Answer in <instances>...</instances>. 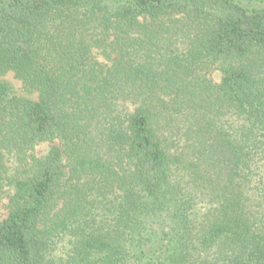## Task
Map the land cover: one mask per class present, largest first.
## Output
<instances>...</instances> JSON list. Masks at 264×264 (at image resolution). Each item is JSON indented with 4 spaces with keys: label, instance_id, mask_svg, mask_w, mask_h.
<instances>
[{
    "label": "trees",
    "instance_id": "trees-1",
    "mask_svg": "<svg viewBox=\"0 0 264 264\" xmlns=\"http://www.w3.org/2000/svg\"><path fill=\"white\" fill-rule=\"evenodd\" d=\"M5 192L0 264H264V0H0Z\"/></svg>",
    "mask_w": 264,
    "mask_h": 264
},
{
    "label": "rangeland",
    "instance_id": "rangeland-1",
    "mask_svg": "<svg viewBox=\"0 0 264 264\" xmlns=\"http://www.w3.org/2000/svg\"><path fill=\"white\" fill-rule=\"evenodd\" d=\"M215 81H220L222 78V73L220 70H215L213 73ZM8 80H10L17 88L22 86V83L19 79H17L13 73H9L8 75L5 76ZM33 97H36L37 95L34 94L32 95ZM53 146V143L51 142H46L42 143L37 146V152L39 154H45L47 153L50 148ZM8 202H9V193L5 192L0 196V220H3L4 218L7 217L9 213L8 209Z\"/></svg>",
    "mask_w": 264,
    "mask_h": 264
}]
</instances>
